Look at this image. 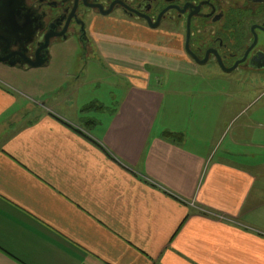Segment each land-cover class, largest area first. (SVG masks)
<instances>
[{
	"label": "crops",
	"instance_id": "obj_1",
	"mask_svg": "<svg viewBox=\"0 0 264 264\" xmlns=\"http://www.w3.org/2000/svg\"><path fill=\"white\" fill-rule=\"evenodd\" d=\"M90 32L38 84L0 76V264H264V84L237 77L263 69L221 77L113 17Z\"/></svg>",
	"mask_w": 264,
	"mask_h": 264
},
{
	"label": "flooded vegetation",
	"instance_id": "obj_2",
	"mask_svg": "<svg viewBox=\"0 0 264 264\" xmlns=\"http://www.w3.org/2000/svg\"><path fill=\"white\" fill-rule=\"evenodd\" d=\"M25 7L31 26L26 29L23 42L17 41L9 51L0 52L5 66L16 63L15 68L29 69L25 66L28 60H35L36 52L39 55L44 52L40 49L45 37H48L49 55L50 46L55 42L71 38L82 41L81 26L86 29L87 20L113 17L129 23L133 29L178 35L191 64L224 73L223 69L232 68L252 46L251 28L264 29V20L251 21L264 8V0H25ZM107 12L108 15L101 14ZM255 32L264 33L261 29ZM86 41L87 51V37ZM24 42L27 43L24 45ZM254 47L236 70L251 64L252 67L264 65V53L254 52Z\"/></svg>",
	"mask_w": 264,
	"mask_h": 264
},
{
	"label": "rangeland",
	"instance_id": "obj_3",
	"mask_svg": "<svg viewBox=\"0 0 264 264\" xmlns=\"http://www.w3.org/2000/svg\"><path fill=\"white\" fill-rule=\"evenodd\" d=\"M116 17L120 18L121 16H119L118 14L115 15ZM105 18V17H102ZM261 20H264V8L260 9L258 16L255 17L254 19L252 18L251 21L253 22H260ZM85 30V34L87 38H90L91 32H90V22L89 20L86 21V29ZM114 33L120 34L121 33V28H116L114 29ZM249 39V38H247ZM250 40V39H249ZM83 49L82 46L79 42V40H77V38H71L68 40H64V41H59V42H55L52 46H50L49 49V53H68L69 56H74L77 53L80 55H83ZM160 52V51H159ZM254 52H263L264 53V33H258L257 34V42L255 44L254 47ZM162 53V52H160ZM84 55L82 56L81 59H83ZM72 65V60L69 59H61L58 61H55V63H52L50 65V68H55V74L56 72H58L59 70L65 68V67H69ZM4 67V66H3ZM0 67V76L4 77L7 80L12 81V83L19 85L20 87L22 86H33L36 84H38L39 81H41V79L48 73H51L52 70L48 69L47 71L45 69H43L42 67L39 68H30L28 70H16L13 74H8V73H12V72H8L11 71V67H6L3 68ZM252 67V66H248ZM156 71H159V75L160 77H158L156 79V81L167 83V85L163 86V89H167L168 90L170 88H173V82H174V75L171 73H168V71H165V69H154ZM240 74L237 76L241 79V81L250 83V82H254L255 83H259L261 82L262 84H264V69L262 71V73L260 74L259 71L256 72H247V73H243L241 70H239ZM3 72V73H2ZM7 72V73H6ZM216 73H218L217 75H222V73L220 74V72L216 71ZM49 76L53 75V74H48ZM214 75L213 77H220ZM237 75V74H236ZM235 75V76H236ZM163 76V77H161ZM234 76V77H235ZM107 77H109L107 75ZM223 77V76H221ZM160 78V79H159Z\"/></svg>",
	"mask_w": 264,
	"mask_h": 264
},
{
	"label": "water",
	"instance_id": "obj_4",
	"mask_svg": "<svg viewBox=\"0 0 264 264\" xmlns=\"http://www.w3.org/2000/svg\"><path fill=\"white\" fill-rule=\"evenodd\" d=\"M28 14V13H27ZM26 14L25 0H0V52L9 51L10 47L16 43L17 41H22L27 37L26 29L31 25L28 20V15ZM102 15H108L107 13H101ZM255 29H261L264 32L263 28L253 26L251 31L253 32L254 42L252 46L246 51L245 56L242 60L236 62L234 66L228 70L223 69L224 73H231L235 71L238 65L243 64L246 61V57L250 50L255 46L257 42V34ZM81 38L80 43L82 45L83 52H86V34L84 30V25L81 26ZM189 36V35H188ZM187 36V38H188ZM27 42H24V45ZM188 39L186 42V51H188L187 45ZM40 51H44L41 55L36 52L35 60H28L25 66L29 68H39L46 64L48 61V37H45L44 43L40 49ZM264 57V55H262ZM0 63L4 64V59L0 58ZM8 67H15L16 63H7ZM253 64H251L252 66ZM260 69H264V65L255 66Z\"/></svg>",
	"mask_w": 264,
	"mask_h": 264
},
{
	"label": "trees",
	"instance_id": "obj_5",
	"mask_svg": "<svg viewBox=\"0 0 264 264\" xmlns=\"http://www.w3.org/2000/svg\"><path fill=\"white\" fill-rule=\"evenodd\" d=\"M87 109H89V107L87 108ZM86 109V110H87ZM164 137H175V138H180L181 137V135H175V134H171V133H168V132H166L165 134H164Z\"/></svg>",
	"mask_w": 264,
	"mask_h": 264
}]
</instances>
